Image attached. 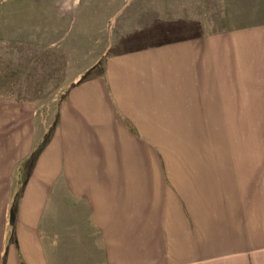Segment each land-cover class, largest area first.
<instances>
[{
  "label": "crops",
  "instance_id": "1",
  "mask_svg": "<svg viewBox=\"0 0 264 264\" xmlns=\"http://www.w3.org/2000/svg\"><path fill=\"white\" fill-rule=\"evenodd\" d=\"M186 1L204 13L122 40L53 124L0 101V264H264V138L248 139L264 116V45L237 39L261 25L212 26V3L239 14L241 0ZM221 132L246 138L206 139L212 155L172 144Z\"/></svg>",
  "mask_w": 264,
  "mask_h": 264
},
{
  "label": "rangeland",
  "instance_id": "2",
  "mask_svg": "<svg viewBox=\"0 0 264 264\" xmlns=\"http://www.w3.org/2000/svg\"><path fill=\"white\" fill-rule=\"evenodd\" d=\"M241 1L239 14L229 5L226 15L212 3L208 14L212 26L230 24L224 20L233 18L242 19L232 22L236 27L242 25L240 30L248 29L247 24L261 25L258 30L252 27L257 30L249 32L252 37L243 31L244 36L237 39L244 44L252 41L264 45V0ZM194 8L195 14L204 13L200 2L188 5L186 0H0V101L31 104L41 122L43 119L53 124L60 100L81 73H89V67L100 64L114 47L120 48L122 40L136 37L149 21L176 18L192 13ZM236 37L229 36L230 40ZM257 121L253 119L257 128L248 139L264 138V116ZM240 123H227V129H244ZM237 134H172V144L178 140L179 145L186 146L194 140V146H199L194 148L195 153L199 149V154L209 155L212 151V155L214 149L207 145L202 148L206 139L225 140L227 144L230 141L232 146L237 138H246L245 132ZM173 152L164 149V156ZM185 153L186 149L181 148L178 155ZM167 168L169 171L170 166Z\"/></svg>",
  "mask_w": 264,
  "mask_h": 264
}]
</instances>
